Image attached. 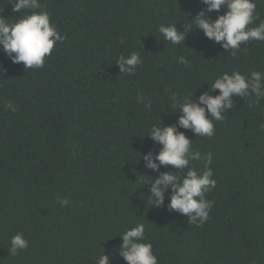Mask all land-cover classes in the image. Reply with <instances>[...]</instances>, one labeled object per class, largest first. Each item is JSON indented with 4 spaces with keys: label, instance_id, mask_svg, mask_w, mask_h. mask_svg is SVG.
<instances>
[{
    "label": "trees",
    "instance_id": "obj_1",
    "mask_svg": "<svg viewBox=\"0 0 264 264\" xmlns=\"http://www.w3.org/2000/svg\"><path fill=\"white\" fill-rule=\"evenodd\" d=\"M11 3L0 0V16L14 22L23 12ZM40 3L36 11H47L64 37L44 66L25 69L0 46V264H96L103 250L110 264H126L119 233L136 223L145 224L158 264H264V100L234 96L212 137L178 129L194 150L212 154L217 184L205 194L214 203L203 224L169 211L167 193L165 207L151 205L150 185L140 184L151 179L142 175H159L140 157L159 150L144 136L153 124L176 122L172 94L215 95L209 84L224 72L264 73V41L242 43L235 57L198 28L185 45L164 41L159 26L194 27L202 0ZM255 12L252 26L264 20V0ZM133 51L143 63L120 73L115 59ZM181 55L188 65L177 62ZM58 196L69 204L61 207ZM17 232L28 248L13 256Z\"/></svg>",
    "mask_w": 264,
    "mask_h": 264
},
{
    "label": "clouds",
    "instance_id": "obj_2",
    "mask_svg": "<svg viewBox=\"0 0 264 264\" xmlns=\"http://www.w3.org/2000/svg\"><path fill=\"white\" fill-rule=\"evenodd\" d=\"M205 8L191 21L195 25L191 28L183 27L179 30L176 23L161 24L159 32L164 41L173 45L184 44L186 34L192 29H200L204 35L221 45L226 52L231 51L233 57L240 50L242 43L253 40L264 41V20L258 25L254 22L259 19L255 12L256 0H202ZM12 10L23 12L10 22L0 16V46L13 63H21L28 69L42 68L46 56H50L54 46L63 41L64 37L50 22V14L43 9L40 0H12ZM226 9L220 13V9ZM216 10L217 18L209 15ZM121 43L123 40L121 39ZM185 45V44H184ZM119 65V72L131 75L143 61L138 52L129 55L121 54L115 59ZM177 62L188 65L189 60L181 55ZM209 84V83H208ZM213 91L219 90L215 95L203 91L193 99V93L178 98L172 94L171 106L179 113L175 123L164 125L153 124L148 133L153 145H159L158 151L149 150L142 153L144 167L159 173L157 176L142 175L151 179H144L141 183L150 185L148 197L151 205L165 207V194H168L166 205L169 211L180 213L188 221L197 226L203 224L209 215L213 201L206 199V193L216 187L217 181L213 178L212 154H202L192 147L190 139L183 131L188 129L194 136L212 137L215 132V122L222 121L224 114L234 107V96L241 98L254 96L252 101L259 104L264 100V73L252 71L250 75L242 74L238 70L231 73L224 72L209 84ZM137 102L145 107H151V100L143 92L137 93ZM6 109L15 111L11 102L4 104ZM193 161H202L203 168L193 167ZM167 169L160 171L161 168ZM179 173V174H178ZM61 207L69 204L67 198L57 197ZM122 244L119 253L126 264H158V258L153 253L152 244L147 242L145 224L136 223L122 233ZM28 248V240L20 232L10 238L8 252L15 256L19 251ZM96 264H110V255L103 250L96 259Z\"/></svg>",
    "mask_w": 264,
    "mask_h": 264
}]
</instances>
